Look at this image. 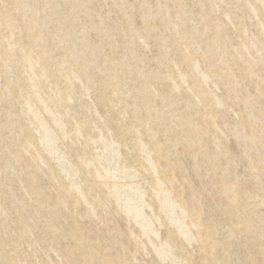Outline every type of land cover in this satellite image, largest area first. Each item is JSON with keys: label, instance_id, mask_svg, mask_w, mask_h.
Returning <instances> with one entry per match:
<instances>
[{"label": "rangeland", "instance_id": "374dc122", "mask_svg": "<svg viewBox=\"0 0 264 264\" xmlns=\"http://www.w3.org/2000/svg\"><path fill=\"white\" fill-rule=\"evenodd\" d=\"M0 264H264V0H0Z\"/></svg>", "mask_w": 264, "mask_h": 264}]
</instances>
